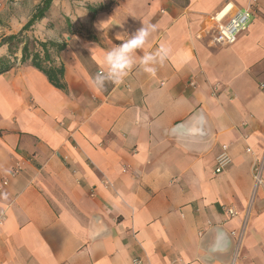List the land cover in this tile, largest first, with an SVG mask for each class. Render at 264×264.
Masks as SVG:
<instances>
[{
	"label": "crops",
	"instance_id": "1",
	"mask_svg": "<svg viewBox=\"0 0 264 264\" xmlns=\"http://www.w3.org/2000/svg\"><path fill=\"white\" fill-rule=\"evenodd\" d=\"M248 2L51 0L0 38L66 45L38 53L63 90L33 53L0 46L14 63L0 74V264H264V0L230 46L211 43L209 21ZM146 24L135 56L164 45V61L97 90L105 52ZM222 146L231 163L215 174Z\"/></svg>",
	"mask_w": 264,
	"mask_h": 264
},
{
	"label": "clouds",
	"instance_id": "2",
	"mask_svg": "<svg viewBox=\"0 0 264 264\" xmlns=\"http://www.w3.org/2000/svg\"><path fill=\"white\" fill-rule=\"evenodd\" d=\"M155 30L156 25L146 24L141 26L133 35L128 36L127 39L118 36L117 39L123 42L119 45H113L110 50L105 52L102 58L104 70L98 72L92 78L93 86L97 90H102L106 81L120 83L137 60L145 72L154 73L155 68L152 65L164 61L168 55L167 47L161 45L154 52L145 53L141 57H136L135 51L143 48L148 37ZM192 131H196V129H192Z\"/></svg>",
	"mask_w": 264,
	"mask_h": 264
},
{
	"label": "trees",
	"instance_id": "3",
	"mask_svg": "<svg viewBox=\"0 0 264 264\" xmlns=\"http://www.w3.org/2000/svg\"><path fill=\"white\" fill-rule=\"evenodd\" d=\"M51 5V0H43L42 3L35 9L34 13L30 16L26 25L22 30H28V28L35 22L41 20ZM91 13L96 9H89ZM75 32V31H72ZM6 46V53L10 57H13L15 53L20 52L21 62H25L29 58V53H33L31 58V65L37 70L41 71L48 81L55 87L62 89L63 86L59 82L62 78V69L55 68L52 65L50 67H43L41 58L38 53H43V61L49 60L48 53H59L65 48V43H56L52 41L39 42L35 39L23 37L19 34L9 35L1 39L0 46ZM13 62L7 57L0 58V74L7 72L13 67Z\"/></svg>",
	"mask_w": 264,
	"mask_h": 264
},
{
	"label": "built area",
	"instance_id": "4",
	"mask_svg": "<svg viewBox=\"0 0 264 264\" xmlns=\"http://www.w3.org/2000/svg\"><path fill=\"white\" fill-rule=\"evenodd\" d=\"M257 3L258 0H249L248 6L245 9L235 12L226 21H224L223 13L210 17L209 21L216 24L211 43L214 46H230L234 44L238 35L247 30L253 13V8ZM1 6L2 0H0V7ZM230 163L231 158L228 154V147L222 146L219 153L215 157L214 173L220 174L224 172ZM253 181L255 189L262 185L261 170L258 168L254 169ZM224 212L230 218H234L238 215V212L233 207H226ZM134 264H140V262L135 260Z\"/></svg>",
	"mask_w": 264,
	"mask_h": 264
},
{
	"label": "rangeland",
	"instance_id": "5",
	"mask_svg": "<svg viewBox=\"0 0 264 264\" xmlns=\"http://www.w3.org/2000/svg\"><path fill=\"white\" fill-rule=\"evenodd\" d=\"M37 1L38 0H3L2 6L0 7V18H4L5 24L0 26V38L4 34L13 33L20 29L21 25L31 16ZM56 5L59 9V15H61V3L58 2ZM45 29L44 26L41 27L42 31ZM26 35H29L28 38L30 39H35L29 31Z\"/></svg>",
	"mask_w": 264,
	"mask_h": 264
},
{
	"label": "bare ground",
	"instance_id": "6",
	"mask_svg": "<svg viewBox=\"0 0 264 264\" xmlns=\"http://www.w3.org/2000/svg\"><path fill=\"white\" fill-rule=\"evenodd\" d=\"M224 12H226V10H225ZM223 14H224V13H223ZM223 14H222V15H223Z\"/></svg>",
	"mask_w": 264,
	"mask_h": 264
}]
</instances>
